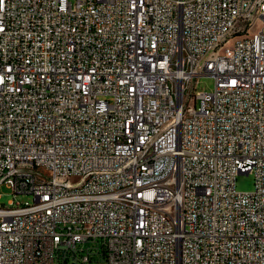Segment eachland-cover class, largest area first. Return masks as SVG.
Wrapping results in <instances>:
<instances>
[{
  "label": "built area",
  "instance_id": "2783aa9c",
  "mask_svg": "<svg viewBox=\"0 0 264 264\" xmlns=\"http://www.w3.org/2000/svg\"><path fill=\"white\" fill-rule=\"evenodd\" d=\"M2 185L0 264H264V0H0Z\"/></svg>",
  "mask_w": 264,
  "mask_h": 264
},
{
  "label": "rangeland",
  "instance_id": "374dc122",
  "mask_svg": "<svg viewBox=\"0 0 264 264\" xmlns=\"http://www.w3.org/2000/svg\"><path fill=\"white\" fill-rule=\"evenodd\" d=\"M73 1V0H71ZM215 88V81L210 77H202L198 79V83L196 85L197 91L203 92H211ZM255 188V179L252 175H239L236 180V189L239 192H252ZM0 206L9 207L10 201L20 202L21 204L25 203H33V197L31 195H18L14 196L12 191L6 187V185H2L0 187ZM99 264V263H94Z\"/></svg>",
  "mask_w": 264,
  "mask_h": 264
}]
</instances>
